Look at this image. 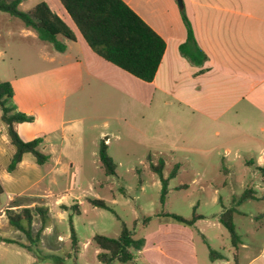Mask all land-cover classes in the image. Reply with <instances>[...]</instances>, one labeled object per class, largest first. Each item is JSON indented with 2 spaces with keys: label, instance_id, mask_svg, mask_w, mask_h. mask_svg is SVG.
<instances>
[{
  "label": "crops",
  "instance_id": "1",
  "mask_svg": "<svg viewBox=\"0 0 264 264\" xmlns=\"http://www.w3.org/2000/svg\"><path fill=\"white\" fill-rule=\"evenodd\" d=\"M46 1L49 8L69 24L74 34L71 40L58 37L65 45L62 51L39 39L17 18L8 13L0 14V37L4 38V42L10 35L26 39L30 46L37 47L38 57L44 63L40 71L16 79L21 81L23 96H17L14 83L11 85L16 109L34 117L32 122L26 123L29 128L22 126L24 123H15L19 137L24 141L42 137L39 149L49 156L45 164L38 165L31 153H24L18 167L9 172L7 165L14 146L10 143L6 125L0 119V181L4 190L2 196L5 197L4 201L0 198V227L12 228L7 219L8 212H20L24 207L32 211L37 205L45 207L48 220L51 219L50 191L47 184L41 185L45 178L42 170L50 167L53 175L68 171L73 163L68 162L66 166L64 149L80 150L79 134L83 126L80 119L67 117L68 114L96 108L98 103H107L114 95L118 97L122 110L148 111L150 120L155 118L158 123L163 121L160 115L162 109L170 110L179 118L183 114L192 127L193 134L188 136L187 141L191 151L201 152L203 158L231 153L248 160L254 157L264 185V0H183L187 21L183 19L182 9L176 0H123L165 41L164 53L150 82L133 76L96 54L60 0ZM189 27L203 54L201 63L186 58L179 50ZM49 44L52 48L48 47ZM37 81L40 86L35 87ZM85 126L92 129L97 124L93 121ZM102 127L107 128L108 122L104 121ZM139 128L140 123L137 130ZM139 132L143 131L140 129ZM101 135H105L107 145L111 135H107V131H102ZM165 154L166 157L171 156ZM248 170L247 167L220 166L210 173L203 171L200 174L221 175V185L238 184L244 191H255V197L239 200L240 203L264 199L260 198L264 191L259 194L247 185L245 176ZM31 173L34 177L30 179L28 175ZM237 174L242 176L239 180L233 178ZM205 182L213 185L214 180ZM221 199L215 189L210 201L214 203ZM54 203L60 208H67L60 199ZM58 216L62 217V212H58ZM37 221L39 229L40 219L33 211V235L37 232L34 227ZM50 229L47 223L40 233L41 242ZM183 229L178 231L176 239L171 237L175 251L171 252L172 243L167 240L166 245L154 247L146 254L152 259H146L141 254L147 252L144 243L142 250L137 251L140 254L135 255L133 264H138L136 258L144 264H186L182 261L188 259V255L192 256L193 248L191 236ZM13 230L18 239L8 238L25 242L23 232ZM161 234L165 238L169 236L166 232ZM239 244V251L247 249L241 240ZM180 257L183 258L181 261ZM193 264H198L197 260Z\"/></svg>",
  "mask_w": 264,
  "mask_h": 264
},
{
  "label": "rangeland",
  "instance_id": "2",
  "mask_svg": "<svg viewBox=\"0 0 264 264\" xmlns=\"http://www.w3.org/2000/svg\"><path fill=\"white\" fill-rule=\"evenodd\" d=\"M41 1L47 3L46 0H24L19 9L29 10ZM0 14L6 15L1 11ZM1 23L2 20L0 27ZM48 47L52 48L50 44ZM43 65L38 57L37 47L30 46L26 39L10 35L4 42V38L0 37V81L14 83L17 96H23V92L20 89L21 81L16 79L40 71ZM34 86H40L39 82L34 83ZM13 101L12 98V103ZM160 111L163 121L158 123L155 118L150 120L148 111L122 110L118 97L114 95L107 103H98L96 108L69 113L67 117L80 119L83 126L79 134L80 150L76 152L69 147L64 149V155L67 156L64 162L66 166L68 162L73 163V167L54 175L50 173V167L42 170L45 178L41 185H48V200L52 203L51 219L47 221L51 227L49 234L44 235L42 242L35 241L32 250L28 251L14 242L2 239V236L17 239L18 236L13 235V228L0 227V264H101L97 259L98 248L92 237L95 234L117 237L122 222L133 232L135 238L144 239L147 252L141 254L146 259H152L146 254L154 247L160 248L169 240L173 252L175 243L171 241V237L176 239L178 231L185 228L191 236L193 253L192 256L188 255V259L180 257L179 261L183 259L182 262L186 264H193L195 260L198 264H264V199H250L240 203L243 187L238 184L221 185V175L200 174L203 171L210 173L220 166H232L235 169L247 167L246 183L260 194L264 191V185L260 169L256 168L259 165L255 162L256 158L248 160L243 156H233L232 153L203 158L201 152L191 151L187 145L188 136L193 133L185 116L182 114L179 118L170 110ZM93 121L97 124L96 127L89 129L85 126ZM104 121L108 122L105 129L102 127ZM139 123L140 128L137 130ZM22 126L29 125L24 123ZM140 129L143 132H139ZM102 131L111 135L107 142V154L114 164L112 173L105 172L99 159V145L105 137L101 135ZM165 152L171 156L166 157ZM164 156L165 177L175 163L180 162L181 165L177 175L170 179L165 202L161 203L160 178L149 165ZM249 161L254 164H246ZM197 173L199 174L196 175ZM33 175L31 173L28 177L31 179ZM241 177L238 174L233 176L237 180ZM211 179L214 180L213 185L205 182ZM215 189L222 199L213 203L210 197ZM1 196L4 201L5 197ZM57 199L67 208L56 205L54 202ZM87 199H102L109 209L94 206ZM234 206L239 213L237 215L234 212L229 219L239 234L241 243L247 245V249L237 250L236 254L228 230L218 219L222 211ZM162 211L185 218H191L194 214L204 217L197 219L193 225H186L172 217L154 216ZM58 212H62V217L58 216ZM147 217L150 219L144 223ZM70 221L78 240L76 255L71 249ZM38 226L37 221L34 225L36 231ZM162 232L169 233V236L163 237ZM209 247L225 258L211 260ZM138 254L140 253L135 252L136 256ZM136 262L144 264L138 258ZM113 264L123 263L116 261Z\"/></svg>",
  "mask_w": 264,
  "mask_h": 264
},
{
  "label": "trees",
  "instance_id": "3",
  "mask_svg": "<svg viewBox=\"0 0 264 264\" xmlns=\"http://www.w3.org/2000/svg\"><path fill=\"white\" fill-rule=\"evenodd\" d=\"M24 0H0V11L8 13L17 18L26 27L33 30L37 36L45 42L51 43L57 51L65 48L58 37L74 39L72 30L67 24L54 13L46 2L41 1L29 10L22 11L19 4ZM65 10L76 25L89 47L105 60L113 63L122 70L133 76L150 82L153 80L162 55L165 50L164 39L155 32L137 13H135L123 0H60ZM182 16L187 21L182 9ZM183 56L196 62H202L203 54L197 47L192 30L187 28L186 40L179 45ZM13 87L8 81H0V119L6 125L10 143L14 146V152L10 157L7 170L12 172L18 167L24 153H31L38 165L47 162L49 156L44 154L39 146L43 138L38 136L32 140H22L14 125L15 123L32 122L34 117L30 114L18 111L12 103ZM99 159L106 173H112L114 164L107 154V145L102 141L99 145ZM165 159L160 158L156 163H150V169L160 178V202L164 203L168 193L169 181L179 171L180 163H175L172 170L165 177L163 169ZM4 190L0 181V196ZM252 189H247L239 197L240 201L255 197ZM264 198V193L260 196ZM89 203L103 209H109L107 203L102 199H87ZM33 211L40 219V227L32 234ZM33 211L24 207L20 212H8L9 225L20 230L25 235L26 241L21 242L14 239H4L14 242L28 251L32 250L35 241L40 240V233L45 228L48 220V210L42 206H34ZM237 209L230 207L222 211L218 219L228 230L235 254L239 248L240 238L235 231L229 216ZM154 216L172 217L174 220L193 225L196 219L203 216L194 214L191 218L169 213L158 212ZM150 217L144 219V223ZM71 249L76 255L78 251V240L70 221ZM92 241L98 248L97 259L101 264H133L135 252L142 250L143 238H135L133 232L122 222L120 234L117 237H109L103 234H95ZM209 258L222 259L224 255L209 247Z\"/></svg>",
  "mask_w": 264,
  "mask_h": 264
},
{
  "label": "water",
  "instance_id": "4",
  "mask_svg": "<svg viewBox=\"0 0 264 264\" xmlns=\"http://www.w3.org/2000/svg\"><path fill=\"white\" fill-rule=\"evenodd\" d=\"M176 2L178 4L179 8L183 9V7H184L183 0H176Z\"/></svg>",
  "mask_w": 264,
  "mask_h": 264
}]
</instances>
